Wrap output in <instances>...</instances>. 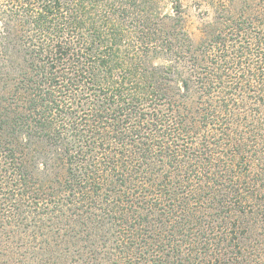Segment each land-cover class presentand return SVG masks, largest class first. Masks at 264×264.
<instances>
[{"label": "trees", "instance_id": "16d2710c", "mask_svg": "<svg viewBox=\"0 0 264 264\" xmlns=\"http://www.w3.org/2000/svg\"><path fill=\"white\" fill-rule=\"evenodd\" d=\"M0 0V264H264V0Z\"/></svg>", "mask_w": 264, "mask_h": 264}, {"label": "rangeland", "instance_id": "374dc122", "mask_svg": "<svg viewBox=\"0 0 264 264\" xmlns=\"http://www.w3.org/2000/svg\"><path fill=\"white\" fill-rule=\"evenodd\" d=\"M183 3L187 9L188 28L194 38L200 36V24L201 19L199 17V11L195 8V0H183Z\"/></svg>", "mask_w": 264, "mask_h": 264}]
</instances>
